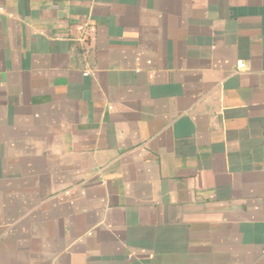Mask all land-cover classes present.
Listing matches in <instances>:
<instances>
[{
	"label": "crops",
	"instance_id": "obj_1",
	"mask_svg": "<svg viewBox=\"0 0 264 264\" xmlns=\"http://www.w3.org/2000/svg\"><path fill=\"white\" fill-rule=\"evenodd\" d=\"M0 264H264V0H0Z\"/></svg>",
	"mask_w": 264,
	"mask_h": 264
},
{
	"label": "built area",
	"instance_id": "obj_2",
	"mask_svg": "<svg viewBox=\"0 0 264 264\" xmlns=\"http://www.w3.org/2000/svg\"><path fill=\"white\" fill-rule=\"evenodd\" d=\"M247 68L246 62L244 60H239L237 62V70L238 71H245Z\"/></svg>",
	"mask_w": 264,
	"mask_h": 264
}]
</instances>
